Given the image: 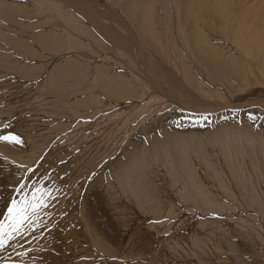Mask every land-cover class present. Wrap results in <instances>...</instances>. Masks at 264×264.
Here are the masks:
<instances>
[{"label":"bare ground","instance_id":"6f19581e","mask_svg":"<svg viewBox=\"0 0 264 264\" xmlns=\"http://www.w3.org/2000/svg\"><path fill=\"white\" fill-rule=\"evenodd\" d=\"M246 3L247 0H0V134L8 128L6 124H19L15 131L22 128L27 134L22 137V149L28 150V144L34 155L50 135L73 123L98 117L106 104L120 105L129 99L124 102L134 105L133 115L138 107L140 112L133 116L132 121L138 120L134 127L119 122V131H125L122 139L109 140L112 143L104 145L109 147L102 153L108 151L106 155L110 157L119 148L120 151L106 168L95 172L78 216L71 219L69 227H63L67 221L60 223L55 233L45 237L44 241H52L44 243L46 264L56 259L66 264L76 258L55 251L54 246L60 243L68 254L75 250L82 262H87L94 254L120 260L125 251L149 257L152 240L158 247L154 260L164 247L177 262L178 257H191L195 264H264V14L263 18L255 11L246 15ZM167 9L178 12L173 21L179 26L182 58L216 87L231 93L242 89V125L233 122L235 113L228 110L210 112L212 116L206 114V120L198 116V123H189L184 119L186 113L198 111L187 106L190 99L182 86L179 90L168 83L174 78L164 77L159 58L152 62L158 74L148 63L136 67V59L143 62L144 50L147 55L149 50L159 53L167 44L165 39L169 38L165 33L162 37L158 25L168 22ZM57 10L61 11L58 16ZM69 10L81 19L67 16ZM157 12L164 14L161 19ZM252 15L257 17L256 23ZM116 18H121L122 23ZM101 20L114 22L126 36ZM131 59L133 63H126ZM161 82L168 84L166 89L157 85ZM38 91L52 98L49 111L39 109L34 98ZM161 104L169 105L166 111L151 112ZM41 112L45 118L22 126L23 118ZM208 116L215 123L211 124ZM255 124L258 128L253 127ZM106 155L103 159H107ZM99 157L101 160V154ZM10 158L0 159V186H12L16 181L9 165L38 161L33 156L17 163ZM71 171L66 172L68 175L64 172L58 190L68 186L67 179L75 170ZM8 187L2 190L3 195L11 193ZM179 199L191 208L196 233L188 236L178 226L170 225L163 231L157 229L150 237L148 229L169 220V205ZM138 221L147 225L146 231ZM132 222L135 228L126 230V223ZM34 255L38 256L37 252L28 259L36 262ZM142 259L145 258L132 261Z\"/></svg>","mask_w":264,"mask_h":264},{"label":"rangeland","instance_id":"374dc122","mask_svg":"<svg viewBox=\"0 0 264 264\" xmlns=\"http://www.w3.org/2000/svg\"><path fill=\"white\" fill-rule=\"evenodd\" d=\"M249 1L250 0H247L249 5L247 3L244 4L246 7L248 5V8L243 6L244 10L246 11L245 12L246 15L251 14L255 11L254 14H256V12H258V14H260V18H263L262 14H264V0H257L258 2H255L254 0H252V1H254L253 4H252V2H249ZM173 2H175V1H173ZM171 3L172 2H170L169 4H171ZM254 4H255V6H254ZM257 5H258V9L256 7ZM259 5L261 7H259ZM233 9L234 10H240L241 7H233ZM259 9H261V10H259ZM59 11L60 10H57V12L55 11L56 12L55 14L57 16L59 14H61V11L60 12ZM165 13H167V15H169L168 16L169 19L167 18L168 22H159L161 24L158 23V25H160L159 30L162 34V37L165 36L163 34V33H165V34H167L166 36H168V38H169V39H165V41L168 40V42H166L167 44L163 45L162 51L159 53H157L153 50H149L150 55H147L145 53V50H144L143 62H140V61H138V59H136V61L138 63L137 64L138 66H136V67L142 66V64H144V63H148L152 66L153 59L159 58L161 73L164 75L165 78H168V77L174 78L173 82H168V81L167 82L171 85H175L176 88H179V90H181L180 87L182 86L181 87L182 90L184 89L183 91L187 92V96L189 97L188 100L190 99L188 102V104H190V105L187 104V106L189 108H192L191 110H197L198 111V113L193 112V111H189V113H186L187 118H184V119L188 120L189 123H198L196 120L198 116H207L206 114L212 116L211 113H218L221 110H228V111H230V113H233V114L235 113L234 117H236V119L233 122L235 124H238V125L241 123V125H242L243 124V118H242V115L240 113V112H242V109H243V106H242L243 103H242V101H240V97L243 96L242 89L237 88L234 91H232V93H231V92L226 91L225 89H222L220 87H216L215 83L213 81H212V83H209L211 80L208 79L206 76L204 77L203 74H201V72H199L194 67L193 64H190L189 62L186 61V59H183L181 56V53L179 51V26L177 25L178 23L173 21V19H175V17H176V14L178 16V12L167 9ZM73 15L77 19H79V20L81 19L78 16V14H75V12L69 10V15L67 14V16L72 17ZM162 15H164V14H162V12H157L158 19H161L160 17ZM170 17L172 19H170ZM63 18H65V16H63ZM253 18L255 19V23H256L257 17H253V15H252L251 19H253ZM119 19L121 20V18H116V21L119 24H121L122 21H120ZM81 22H83V20H81ZM85 22L86 21H84V24H87V22L86 23ZM101 22H103V24H105L106 26L107 25L110 27L113 26L111 29H113L115 27L114 28L115 30H113V31H118L119 34L123 33L122 35L126 36V32L123 29H121L119 26H116V24L114 22L111 23V22H107L105 20H101ZM162 26H166L167 27V28L165 27L166 30ZM90 27L92 28V26H90ZM116 29H121V30H116ZM107 36H110V35L107 34ZM84 38L86 39L87 37L84 36ZM90 38L91 39L94 38L93 34L90 36ZM175 42H177V43H175ZM147 45H149V44H147ZM122 52H124V51H122ZM133 61L134 60L131 59L128 62L126 61V63H133ZM137 69L139 70V68H137ZM149 69L151 70V68H149ZM152 69H153L154 74H158L154 66H152ZM197 79L200 81H198ZM203 80L208 81L207 82L208 86H207V83ZM159 81H160V79H159ZM189 81L191 83H188ZM202 81H203V83H202ZM204 82L206 84H204ZM157 85H160L161 88L164 87L165 89L168 86V84L162 83V82L157 83ZM203 85H205V86H203ZM201 87H202V90H201ZM203 88L205 89V91H203L204 90ZM214 88H219V89L216 90ZM210 91H211V93H210ZM35 95H38V96H34V98H36V101L38 102V106L40 107L39 109L49 111L52 108V105H51L52 98L50 96L46 95L44 92H39V91ZM168 95H172L174 97V95L172 93L170 94L168 92ZM242 99L243 98H241V100ZM182 100L187 101L184 99H182ZM124 101H129V99H124L123 103H121L120 105L111 106L109 104H106L104 106V108H102L99 111L100 113L98 112L99 113L98 117L97 116L93 117L90 120H87V122L86 121L83 122L84 124L78 123V125L77 124L75 125L73 123V124H71V126L70 125L68 126L69 128L65 129L66 131L64 130L61 132H57L56 134L50 135L49 138L44 142V145L38 154L34 153V155H32L30 153V147L28 144H26L28 147V150L24 151L22 149V142L15 143V142L0 141V150H1L0 151L1 152V154H0L1 158L0 159H3L4 157L9 156V157H11L10 159L12 162H16V161L21 162L20 161L21 159H23V158H26V159L29 158L30 159L31 156H33L36 158V160H35V162H36L38 160V158L40 157V155L42 154L43 156L41 155V160L44 162L43 163V162H40L41 160H38L35 164L33 163L31 165H18V166H15V165L10 166L9 165L8 166V167H10L11 171L14 172L12 178H15L16 181L12 186L5 184V183H3L2 186H0V223L7 224V220H6L7 206L9 205L11 199L16 196L14 189L18 186V184L23 183L24 185L27 186L24 188V192L29 194V199L31 198V193L34 191L33 185H35L36 188H47L51 192V198L48 199L46 197V199L48 201V206L40 213L38 222L31 224V227H29L28 224H25L24 228L21 229V232L23 233V235L17 236L16 239H13L10 242V246L6 245V247L4 249L0 250V264H46V262H48L45 258V256H48V253L46 251L44 243L45 242H52V241H50V240L44 241L45 237L47 235H49L50 233H55L56 231L54 229L55 228L59 229L58 227H59L60 223L67 221L68 224L65 223L63 227H66V228L69 227V224L71 223V219L78 216L77 213H78V211H80V209L82 207L81 204H82L83 197L86 195L85 191H86L87 185L90 183V180L93 178L95 172L101 168H106L109 164V161L114 158V155L118 154L117 152L120 151V148H119L118 151H116L110 157V155H106L108 152V151L106 152V150L109 146H107V148H105V146H106L105 144L107 143V141H109V140L113 141L114 139L116 140V138L122 139L125 131L122 129L119 131V128H122L121 127L122 124L120 125V123L125 122L126 126L128 124V125H130V127H134V125L136 124V121H138V120H135V121H132V120H134L133 116H135L137 114L139 107L136 110V114L134 113V115H133V112H135L134 111L135 110L134 105H132L128 102H124ZM252 102L258 104L260 102V100L259 101L252 100ZM39 104L42 106H40ZM199 106H200V108H199ZM168 107H169L168 104H161V106H159L158 108H157V106L154 107L151 112L156 113V111H157V113H162V112L166 111V109ZM17 111H18V109H16V110L13 109L12 112L16 113ZM216 111H218V112H216ZM12 114L13 113H10V115H12ZM17 115H18V113L14 116L15 119L18 118ZM121 115H123V116L121 117ZM124 115H126V116H124ZM137 115H139V114H137ZM127 116H130L132 118L127 117ZM43 117H44V113L41 112L38 114V116L36 115V116L31 117V118L30 117L23 118L21 120V122H22L21 124H23L22 126H29L33 122H39V120L41 118L43 119ZM209 118H210L211 124L213 123V121L215 123L214 119H212L211 117H209ZM6 122H12V121L10 120V121H6ZM79 124H81V125L79 126ZM85 124H88V125L85 126ZM18 125L19 124H12V123L6 124V126L8 128H6V130L0 134V137L9 136L11 138L12 136H18L20 141H22L23 140L22 137L24 138V136H26L27 134L24 131H21V130H24L22 128L17 129V131H15ZM142 126H144V123L142 125H140L138 128L141 129ZM255 126L258 128V124H255L253 127H255ZM80 127H82V128H80ZM97 129H98V131H97ZM139 129H137V130H139ZM132 130H133V128H132ZM78 131H80L81 133ZM15 132L16 133L18 132V133L16 134ZM88 133H89V135H88ZM19 135H21V136H19ZM127 136L129 137V135H127ZM142 139H143V137H142ZM112 141L111 142L109 141V142L112 143ZM123 142H125V140ZM110 143H108L107 145H109ZM99 146L101 149H99ZM93 147H94V149H93ZM104 148L106 149L105 150L106 153L103 154L102 152H104ZM98 151H100V152H98ZM100 154H101V157L106 155L107 159L106 158L103 159L105 157L104 156L100 160L99 159ZM66 160L68 162H65ZM95 161H97V162H95ZM65 164L67 166L64 167ZM62 168L65 170L62 171ZM79 168H80V170H79ZM71 170L72 171L75 170V172H74V175L73 174L70 175V178L68 177V179H70L69 181L67 179L68 186L65 184L64 190H58V188H57L58 183L59 184L61 183L60 185H62V183H63L62 181L64 180L63 179L64 172L70 173ZM77 170H79V171H77ZM7 174L10 175L11 172L9 171ZM66 175H68V173H66ZM27 176H30V178H28V180H24L27 178ZM105 183L106 182L103 181V184H105ZM8 186H10V187H8ZM7 187L9 188L8 191L11 190L10 191L11 193H8L7 195H3L2 190H4ZM52 193L53 194L56 193L54 198H52V195H53ZM17 198H22V197H17ZM169 207L168 208L170 209V212H169L170 215L167 216L169 220L162 222V223H164V225L161 222H159L157 224L154 223L156 225V227L153 224V226L150 229H148V231H147V233L149 232L148 234H152V235H149L150 237L155 235V232L157 231V229L158 230L161 229V231H163V229H165V226L169 227L170 225H175V228H177V226H178L179 228H181L178 230L180 232L188 233V236H190L191 233H196L194 230L195 217L191 216V214H190L191 212L189 210L191 208L188 207L185 202H183L180 199H179V201L174 200L169 205ZM187 211H189V212H187ZM196 217H198V216H196ZM200 217H202V216H200ZM199 221H201V220H199ZM126 225H127V227H125V229L126 230L129 229V231L131 229L135 228V226H136L135 222L128 223V224L126 223ZM138 225L140 226L141 229L146 231L147 225L143 224V221H138ZM168 232H166V233H168ZM136 237H137V235H136ZM152 241H154V245L151 244L153 249L151 250L152 254L150 253L151 251L149 252V257H145V256H143V254L137 255L138 252L137 253H129V252L125 251L124 257L126 255L127 256L126 258L128 259V261H125L127 259L124 257H122V258H120V260H118V259H110V258L108 259V258L100 256L98 254H94L93 258H90L89 261L82 262L81 256L79 255L78 252H75V250L73 252L69 251L70 254H68V251L65 249V246L63 244H61V243L57 244L56 243L57 245H55L54 247H55V251L62 253L63 255H66L67 257L69 255H74L76 257L75 259L70 258L67 261L68 264H71V263H73V264H85V263L86 264H122L123 262H124L123 264H142V263H145V264L146 263L147 264H195V261H193L194 258H192V260H190L191 257H187V258H189L190 261L184 257H181V258H184L186 261H184V259H180V257H178L179 262L173 261L169 252L167 251L168 248L166 250L164 247H163L164 249L163 248L161 249L162 253L161 252H160L161 254L159 253L161 255L160 257L158 254L157 259H159V260H157V259L154 260L153 257L155 256V250H157L156 248H158V247H156L157 241L156 240H152ZM124 250H126V248ZM34 252H37V254H38V256L34 255L35 259H37L36 262H33V261L28 259V257L33 256ZM130 254H132V255L130 256ZM135 257L137 259H138V257H140V258L142 257L145 259H142V261H140V262H139V260L136 262L132 261V259H136ZM151 257H152V261H151ZM72 260H74V261H72ZM111 260H116V261H111ZM56 262H57V259L51 264H55ZM67 262H66V264H67ZM74 262H76V263H74ZM125 262H127V263H125ZM180 262H182V263H180ZM57 263L60 264L59 262H57ZM61 264H65V263L61 262Z\"/></svg>","mask_w":264,"mask_h":264},{"label":"snow or ice","instance_id":"6c2138e0","mask_svg":"<svg viewBox=\"0 0 264 264\" xmlns=\"http://www.w3.org/2000/svg\"><path fill=\"white\" fill-rule=\"evenodd\" d=\"M201 119L206 120V116H201ZM0 141L20 143L18 136H3ZM26 185L18 184L14 189L16 196L13 197L7 206V224L0 223V250L10 246V242L16 239L17 236L23 235L21 229L25 224L31 227V224L38 222L40 213L48 206V199L51 198V192L47 188H36L33 185L34 191L29 194L24 192ZM22 197V198H17Z\"/></svg>","mask_w":264,"mask_h":264}]
</instances>
